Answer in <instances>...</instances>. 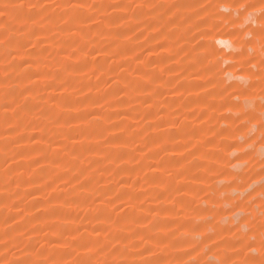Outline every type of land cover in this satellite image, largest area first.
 <instances>
[{
    "label": "rangeland",
    "instance_id": "374dc122",
    "mask_svg": "<svg viewBox=\"0 0 264 264\" xmlns=\"http://www.w3.org/2000/svg\"><path fill=\"white\" fill-rule=\"evenodd\" d=\"M260 3L0 0V264L259 259Z\"/></svg>",
    "mask_w": 264,
    "mask_h": 264
},
{
    "label": "snow or ice",
    "instance_id": "6c2138e0",
    "mask_svg": "<svg viewBox=\"0 0 264 264\" xmlns=\"http://www.w3.org/2000/svg\"><path fill=\"white\" fill-rule=\"evenodd\" d=\"M235 7H236V11L239 15H243V13L248 12L249 9H257V5L252 4V3H249V4L238 3L237 5H235ZM258 10L261 14V17L264 18V0H261V3L259 5ZM261 27H262V30H264V25H262ZM262 103H264V101H262ZM261 140L264 141V136L261 137ZM262 151H264V150H262ZM259 163L261 165H264V159H261L259 161ZM262 171H264V168H262ZM261 217L264 218V212H261ZM259 227H260L261 237H262V241H261L262 251L260 253V257H259V259H257L255 250H253L252 256H250L248 259H246L244 261V264H264V223H261ZM246 247L252 248L253 245H252V243H249ZM152 264H155V262H152Z\"/></svg>",
    "mask_w": 264,
    "mask_h": 264
}]
</instances>
